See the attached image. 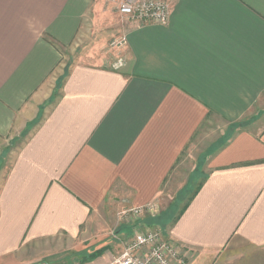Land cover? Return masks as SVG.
I'll return each mask as SVG.
<instances>
[{
    "label": "crops",
    "instance_id": "obj_1",
    "mask_svg": "<svg viewBox=\"0 0 264 264\" xmlns=\"http://www.w3.org/2000/svg\"><path fill=\"white\" fill-rule=\"evenodd\" d=\"M167 1V25L67 63L103 0H0V264H110L149 230L187 264H264V0Z\"/></svg>",
    "mask_w": 264,
    "mask_h": 264
},
{
    "label": "built area",
    "instance_id": "obj_2",
    "mask_svg": "<svg viewBox=\"0 0 264 264\" xmlns=\"http://www.w3.org/2000/svg\"><path fill=\"white\" fill-rule=\"evenodd\" d=\"M105 2L114 5L124 24L165 26L169 22L171 10L167 0H105ZM126 44V35L120 34L110 41L109 48L119 51ZM123 65V58L118 57L111 64V68L119 70ZM157 211V205L149 204L143 208L133 209L130 215L134 217L154 215ZM110 264H187V261L177 247L163 239L161 233L149 230L135 233L130 244Z\"/></svg>",
    "mask_w": 264,
    "mask_h": 264
},
{
    "label": "rangeland",
    "instance_id": "obj_3",
    "mask_svg": "<svg viewBox=\"0 0 264 264\" xmlns=\"http://www.w3.org/2000/svg\"><path fill=\"white\" fill-rule=\"evenodd\" d=\"M100 6H99L100 10L104 12L110 11L108 18H105L102 14H97V16H93V19L90 18L86 21V24L83 25L82 27L83 36L81 35L79 37V43L76 42V44L68 48L67 52L63 53L65 59H67L66 60L67 63L73 62L75 58L77 59L85 58V59H90L91 61L92 60L96 61L102 59L104 56L106 57L107 55L113 53V50L109 48V43L113 38L117 37L120 34L118 35L115 34L116 36L114 35V37L112 38H110V34L114 30V28L118 27L119 25L122 26V22L112 3H107L105 2V0H103V3ZM106 22H109L108 28H106L107 27ZM110 28H113L112 31L110 30ZM116 33H119L118 29ZM118 57L120 56L118 55L117 58ZM219 124L220 123L209 121L208 123H206V126H204L201 129V132H199L197 136H195V138L193 139L191 145L192 146L191 155H192V159H194V157L196 158V156L199 155V157H197L199 159L198 165L202 164V159L204 158L203 156H205L204 153L206 151L209 154L216 149L213 147L208 148L207 145H209L210 143H214L216 144V146H218L222 142L216 140L217 136L220 135ZM0 139H1L0 141V173H1L3 171V167L6 162L5 161L6 156L13 149L15 138L13 139L12 137L9 136ZM200 152H202L203 154ZM187 155H188L187 151L183 153V155L180 158V162L185 163ZM182 163L181 165H183ZM194 183L195 181H193V185H192L193 189L195 187ZM76 259L77 257L71 256L68 260L53 261V263L51 262L46 264H76ZM68 261L71 263H68ZM37 264H44V263H37Z\"/></svg>",
    "mask_w": 264,
    "mask_h": 264
},
{
    "label": "trees",
    "instance_id": "obj_4",
    "mask_svg": "<svg viewBox=\"0 0 264 264\" xmlns=\"http://www.w3.org/2000/svg\"><path fill=\"white\" fill-rule=\"evenodd\" d=\"M102 252H103V250H100V251H97L91 255H86V256H84L78 260V264H83L85 262L91 261V260L95 259L96 257H98Z\"/></svg>",
    "mask_w": 264,
    "mask_h": 264
}]
</instances>
